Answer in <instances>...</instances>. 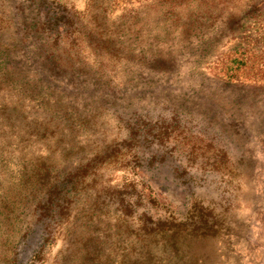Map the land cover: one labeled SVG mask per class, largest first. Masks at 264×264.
<instances>
[{"label": "rangeland", "instance_id": "374dc122", "mask_svg": "<svg viewBox=\"0 0 264 264\" xmlns=\"http://www.w3.org/2000/svg\"><path fill=\"white\" fill-rule=\"evenodd\" d=\"M0 264H264V0H0Z\"/></svg>", "mask_w": 264, "mask_h": 264}]
</instances>
